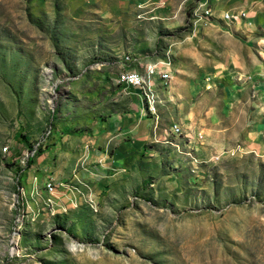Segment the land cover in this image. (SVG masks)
I'll return each instance as SVG.
<instances>
[{
  "label": "rangeland",
  "instance_id": "rangeland-1",
  "mask_svg": "<svg viewBox=\"0 0 264 264\" xmlns=\"http://www.w3.org/2000/svg\"><path fill=\"white\" fill-rule=\"evenodd\" d=\"M206 1L0 0V264H264V155L239 150L222 83L193 87L236 46ZM131 114L137 149L86 150Z\"/></svg>",
  "mask_w": 264,
  "mask_h": 264
},
{
  "label": "crops",
  "instance_id": "crops-1",
  "mask_svg": "<svg viewBox=\"0 0 264 264\" xmlns=\"http://www.w3.org/2000/svg\"><path fill=\"white\" fill-rule=\"evenodd\" d=\"M206 2L213 15L211 19H204L207 31L211 34L220 33L209 24L212 22L220 25V29L228 33L236 46L228 48L223 58L211 53V58L206 61L201 55L199 58L204 63L201 68L196 67L194 73L195 76L199 75L201 78L194 83L193 87L195 90L201 91L204 87L202 81H206L205 79L210 81L213 79L222 83L227 92L225 108L229 110L233 123H236L233 137L243 138L238 145L239 150H254L264 155V0H207ZM229 13L233 17L226 20L225 15ZM151 63H156V61ZM161 69L165 70V66H160ZM174 72L175 65H173L172 75ZM156 84L159 88L165 83L158 77ZM209 112L212 115L215 113V109L212 108ZM156 115L160 116L158 113H151V143L164 136L160 128L158 130L160 118L157 121ZM179 119L181 122L188 120L186 115L179 116ZM194 121V129L199 130L201 120L197 117ZM130 124L131 127L128 128ZM115 126L117 127L116 133L105 132L99 136H93V138L88 136L85 143L86 150H109L113 141L117 144L115 150L137 149L140 144V130L134 116L131 114L121 121L118 120ZM173 128L174 126L171 128L172 134L177 135ZM224 132L219 131L216 136L218 139H215L217 141L213 142L211 139L206 146L197 145L192 140L191 133L184 131L183 134L188 138V141L192 140L193 142V144L188 143V150H219L221 142L226 139ZM227 135L229 136V134ZM96 141L102 143L101 148H94ZM153 148L151 147V150Z\"/></svg>",
  "mask_w": 264,
  "mask_h": 264
},
{
  "label": "built area",
  "instance_id": "built-area-1",
  "mask_svg": "<svg viewBox=\"0 0 264 264\" xmlns=\"http://www.w3.org/2000/svg\"><path fill=\"white\" fill-rule=\"evenodd\" d=\"M117 81L120 84H128L139 90V84L135 73V66H130V64H124V66H121L117 74Z\"/></svg>",
  "mask_w": 264,
  "mask_h": 264
},
{
  "label": "bare ground",
  "instance_id": "bare-ground-1",
  "mask_svg": "<svg viewBox=\"0 0 264 264\" xmlns=\"http://www.w3.org/2000/svg\"><path fill=\"white\" fill-rule=\"evenodd\" d=\"M207 13H208V15H209L210 17L213 16L210 10H208ZM232 17H233V15L230 14V13L225 15V19H226V20H230ZM135 73H136V77H137V80H138V84H140V83L143 81V76H142L140 73H138V72H135ZM180 131H181V128L178 127V128H177V132H180ZM34 152H35V150L31 151L30 153H28V156H29V157H30V156H34V155H33ZM30 158H31V157H30Z\"/></svg>",
  "mask_w": 264,
  "mask_h": 264
},
{
  "label": "trees",
  "instance_id": "trees-1",
  "mask_svg": "<svg viewBox=\"0 0 264 264\" xmlns=\"http://www.w3.org/2000/svg\"><path fill=\"white\" fill-rule=\"evenodd\" d=\"M31 159H32V158H31ZM31 159H30V160H31ZM31 161H32V160H31Z\"/></svg>",
  "mask_w": 264,
  "mask_h": 264
}]
</instances>
